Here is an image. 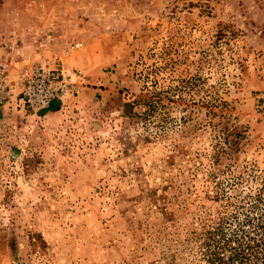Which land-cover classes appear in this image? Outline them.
I'll list each match as a JSON object with an SVG mask.
<instances>
[{
	"label": "rangeland",
	"instance_id": "obj_1",
	"mask_svg": "<svg viewBox=\"0 0 264 264\" xmlns=\"http://www.w3.org/2000/svg\"><path fill=\"white\" fill-rule=\"evenodd\" d=\"M53 61L77 93L0 107V264H210L264 222V0H0V66Z\"/></svg>",
	"mask_w": 264,
	"mask_h": 264
},
{
	"label": "built area",
	"instance_id": "obj_2",
	"mask_svg": "<svg viewBox=\"0 0 264 264\" xmlns=\"http://www.w3.org/2000/svg\"><path fill=\"white\" fill-rule=\"evenodd\" d=\"M77 86L75 74L67 72L62 64L55 61L24 66L15 74H10L2 64L0 107L6 104V95L11 93L13 87L19 92L21 106L41 113L77 93Z\"/></svg>",
	"mask_w": 264,
	"mask_h": 264
},
{
	"label": "trees",
	"instance_id": "obj_3",
	"mask_svg": "<svg viewBox=\"0 0 264 264\" xmlns=\"http://www.w3.org/2000/svg\"><path fill=\"white\" fill-rule=\"evenodd\" d=\"M136 102H134L135 105ZM246 223L254 225V217L246 216ZM213 231L207 232V249L209 250L208 261L210 264H247L252 259H264V222H257L253 233L242 230L243 240L236 238L237 246H231L232 238L227 239L224 235L223 222H215ZM217 236L224 237V242L217 239ZM229 245V246H228ZM231 249V254L225 257L226 248ZM213 248V249H212Z\"/></svg>",
	"mask_w": 264,
	"mask_h": 264
}]
</instances>
